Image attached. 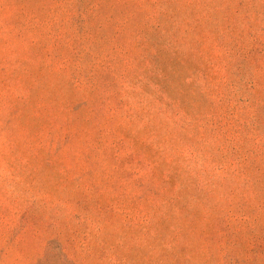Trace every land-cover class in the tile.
<instances>
[{"label":"rangeland","instance_id":"obj_1","mask_svg":"<svg viewBox=\"0 0 264 264\" xmlns=\"http://www.w3.org/2000/svg\"><path fill=\"white\" fill-rule=\"evenodd\" d=\"M0 264H264V0H0Z\"/></svg>","mask_w":264,"mask_h":264}]
</instances>
